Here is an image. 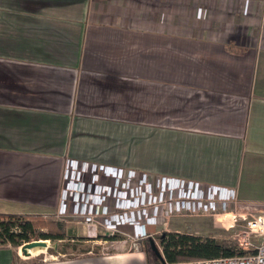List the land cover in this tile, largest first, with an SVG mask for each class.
Instances as JSON below:
<instances>
[{
    "label": "crops",
    "instance_id": "1",
    "mask_svg": "<svg viewBox=\"0 0 264 264\" xmlns=\"http://www.w3.org/2000/svg\"><path fill=\"white\" fill-rule=\"evenodd\" d=\"M70 161L232 188L244 208L264 172V0H0V214L56 211ZM0 264L31 263L4 247Z\"/></svg>",
    "mask_w": 264,
    "mask_h": 264
},
{
    "label": "built area",
    "instance_id": "2",
    "mask_svg": "<svg viewBox=\"0 0 264 264\" xmlns=\"http://www.w3.org/2000/svg\"><path fill=\"white\" fill-rule=\"evenodd\" d=\"M123 171L119 168L70 161L64 171L66 186L61 194L60 207L65 209L64 201L69 200L77 203L79 213L85 210L86 215H108L107 202L111 201L114 208L112 219L103 218L101 223L105 227L131 223L137 238L141 235V226L161 224L167 214L172 216L184 212L188 215H209L222 226L225 225L226 229L234 228L239 220H243L246 221V235L238 239V246L244 254L171 264H264V215L247 219L244 215L235 214L239 206L232 188L203 186L180 178L161 177L156 179L154 189L157 191L153 193V182L149 181L145 174H141L138 178L141 187L135 190L121 187L119 190L118 187L123 186L126 180L136 176L134 171ZM87 178L88 181H85ZM86 196L88 197L85 198ZM140 199L144 200L141 205ZM134 201L140 205L137 210H134ZM133 211L138 212L139 219L129 220L127 214ZM118 219H122L123 223ZM86 222L92 227L94 220ZM252 238H255L257 243H253Z\"/></svg>",
    "mask_w": 264,
    "mask_h": 264
},
{
    "label": "rangeland",
    "instance_id": "3",
    "mask_svg": "<svg viewBox=\"0 0 264 264\" xmlns=\"http://www.w3.org/2000/svg\"><path fill=\"white\" fill-rule=\"evenodd\" d=\"M132 139L128 141L126 144H123L121 148L123 152L126 153L127 156L130 157L131 162H138V164H146L150 165V162L154 159V154L151 151L150 153L142 154L140 145L141 141ZM151 150L150 148H148ZM147 155V157L145 156ZM146 159V160H145ZM151 166V165H150ZM155 168H159V161L153 166ZM124 170L126 173L128 170L135 172V178L131 180H126L124 185L118 187V189H122L121 187L129 188L130 190H135L141 187V183L138 182V178L143 171H139L133 169L132 167L124 168V167H116ZM264 173V172H263ZM262 173V177H256L252 184L242 183L241 186V195L240 198L244 199V208H238L235 211V214L244 215L247 219H250L252 216L264 215V174ZM88 181V178L87 180ZM149 181L153 182L152 192L156 193L157 189H154L156 179ZM86 196L85 198H87ZM135 200L138 199L135 197ZM134 201L133 205L134 210H137L140 207V203L144 202V200H139L136 203ZM65 202V209L60 207L52 212V214L41 215L44 221L50 223H62L64 228L65 240L58 243H53L50 241H46L48 247L46 249H34L31 251V255L26 257L21 252L20 248H15L19 253L20 258H24L26 262H34L40 263L43 261L54 260V259H67V258H79L91 255H102L111 252L118 251H131V250H141L145 249L149 258L154 264H161L160 261L156 258L154 252L151 250L149 245V240H154L157 249L161 254V248L158 243V236L164 232H178V233H186L194 236H198L201 238L212 237L218 240H225L228 242H232L238 244V239L246 235L245 232V224L246 221L239 220L237 225L234 228L226 229L225 225L222 226L219 222H217L214 217L209 215H188L184 212L180 214H167L162 220L161 224L152 226H144L140 227L141 235L136 237V230L131 226V223H125L122 225H114V227H105L104 224L101 223L100 220L103 218H111L112 212H114L113 204L111 201L107 202L108 206V215H96V214H84L85 210L82 213L77 211V203H73L69 200ZM84 202V201H83ZM147 205V204H146ZM117 213V211H115ZM96 215V216H95ZM129 220L133 218H138V212H130ZM95 216V217H94ZM112 219V218H111ZM94 220L93 226H88L86 221ZM122 219H118L119 222ZM125 220V219H123ZM99 221V222H98ZM86 222V223H85ZM127 222V221H126ZM115 223V222H114ZM49 229H53V227H49ZM45 231V229H44ZM114 238V239H113ZM251 241L253 243H257L255 238H252ZM67 245L66 254L62 255L61 253H55V248L58 246L59 250L63 247V245ZM75 248V250H73ZM88 252L87 254H83L81 252Z\"/></svg>",
    "mask_w": 264,
    "mask_h": 264
},
{
    "label": "trees",
    "instance_id": "4",
    "mask_svg": "<svg viewBox=\"0 0 264 264\" xmlns=\"http://www.w3.org/2000/svg\"><path fill=\"white\" fill-rule=\"evenodd\" d=\"M51 226L53 229H49ZM64 240L65 234L62 223L46 222L38 214H0V248H20L24 244L33 241L58 243ZM158 243L161 248L163 262L160 261L161 264L232 257L245 253L239 248L238 244L232 242L212 237L201 238L178 232L162 233L158 236ZM60 249L61 251L57 246L55 253L65 255L67 245H63ZM88 252L90 251L88 250L86 253L83 251L81 253L87 254ZM31 264L35 263L31 262Z\"/></svg>",
    "mask_w": 264,
    "mask_h": 264
},
{
    "label": "water",
    "instance_id": "5",
    "mask_svg": "<svg viewBox=\"0 0 264 264\" xmlns=\"http://www.w3.org/2000/svg\"><path fill=\"white\" fill-rule=\"evenodd\" d=\"M150 246H151V249L153 250V252L155 253V255L162 262L161 254H160L159 250L157 249V247H156V245L152 239L150 240ZM47 247H48V245L45 241H33V242H30V243H27V244H24L23 246H21V252L24 256L29 257L31 255L32 250H34V249H46Z\"/></svg>",
    "mask_w": 264,
    "mask_h": 264
}]
</instances>
